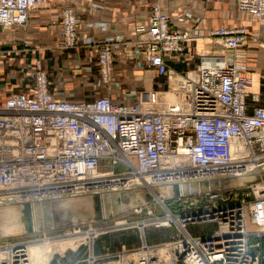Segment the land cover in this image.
I'll list each match as a JSON object with an SVG mask.
<instances>
[{
	"label": "built area",
	"instance_id": "1",
	"mask_svg": "<svg viewBox=\"0 0 264 264\" xmlns=\"http://www.w3.org/2000/svg\"><path fill=\"white\" fill-rule=\"evenodd\" d=\"M47 1L0 0V31L26 27L31 12ZM94 1V7H102L103 0ZM151 1L146 22L134 27L145 36L128 43L132 59L167 78L165 90H145L135 101L118 99L113 88L116 49L90 35L81 38L80 13L71 6L59 10L61 33L52 49H89L95 75L81 98L74 90L55 93L39 56L20 65L24 72L19 78L7 76L15 88L0 84V204L223 179L256 172L264 164V92L253 90L240 50L248 40L247 27L220 26L209 32L233 52L230 64H197L178 72L168 60H183L185 43L197 38L190 30L170 28L161 2L173 0ZM234 5L250 20L264 17V0H236ZM94 26L105 30L106 25L86 23L89 29ZM5 53L0 50V57ZM19 61L8 57L5 67ZM158 93L161 103L151 106L150 98ZM169 200L172 204L156 200L132 208L127 213L136 220L72 224L62 237L89 232L80 246L115 231L172 228L168 242L133 248L122 243L116 252L89 258V264H264V181ZM199 225L214 228L193 235L189 227ZM44 232L34 242L4 241L3 264H34L28 246L51 239Z\"/></svg>",
	"mask_w": 264,
	"mask_h": 264
},
{
	"label": "crops",
	"instance_id": "2",
	"mask_svg": "<svg viewBox=\"0 0 264 264\" xmlns=\"http://www.w3.org/2000/svg\"><path fill=\"white\" fill-rule=\"evenodd\" d=\"M94 2V0L47 1L43 7L31 12L26 27L0 31V50L6 52L4 56L16 61L29 62L32 57L39 56L45 62L55 93L62 89L64 94L74 90L77 95H81L91 83L90 78L93 75L89 74L90 71L95 75L94 69L90 66L92 58L89 56V49L83 48L77 53L73 50L52 49L55 39L61 33L59 10L63 6H71L80 13L81 38L90 35L95 42L111 43L117 52L114 76L116 79L121 77L127 82L128 77L141 73L144 69L141 60L132 59V44L128 42L145 36L135 32L134 27L138 23L146 22L152 1L103 0L100 2L101 8L94 7ZM235 2L236 0L162 1V7L168 14L170 28L177 31L190 30L192 36L197 38L185 43L183 60L169 59L168 65L178 72H186L195 68L197 64H230L233 52L224 49L213 37H209V32L220 26L245 25L249 36L240 50L244 52L247 68L255 79V91L263 93L264 46L261 44H264V17L250 20L248 14L235 9ZM87 22L103 23L106 25L105 30L98 26L89 29L86 27ZM17 45L20 46L19 49H16ZM190 54L193 55L192 58H188ZM2 72L5 73V78L10 73ZM146 72L153 75L150 71ZM5 78L1 77L0 81ZM149 80L147 79L148 83ZM11 86L15 88L16 85ZM11 86L8 88H12Z\"/></svg>",
	"mask_w": 264,
	"mask_h": 264
},
{
	"label": "water",
	"instance_id": "3",
	"mask_svg": "<svg viewBox=\"0 0 264 264\" xmlns=\"http://www.w3.org/2000/svg\"><path fill=\"white\" fill-rule=\"evenodd\" d=\"M220 181L224 183L220 185V183H218ZM260 181H264V170L223 179L201 180L181 184L151 185L149 187L138 186L123 191L83 194L53 200H43L40 202L15 203L13 201H7L0 204V207L10 205L20 207L15 213L17 214V228H13L12 231H6L5 227L9 225V223L2 221V225H4V227H2L3 229L5 228V231L0 236L13 235L15 233H33L52 228L53 226H66L82 221H101L131 210L136 206L153 202L156 198L169 200L211 190L244 187ZM162 189L168 190L160 191ZM125 192H133V195H135L134 197H127L124 195ZM80 197H90L91 203L88 208L84 207L79 209L82 211H74L69 203ZM56 217H58V220Z\"/></svg>",
	"mask_w": 264,
	"mask_h": 264
},
{
	"label": "rangeland",
	"instance_id": "4",
	"mask_svg": "<svg viewBox=\"0 0 264 264\" xmlns=\"http://www.w3.org/2000/svg\"><path fill=\"white\" fill-rule=\"evenodd\" d=\"M3 31H8V29H1ZM19 45L16 46V49H19ZM196 54V53H195ZM5 55V54H4ZM197 55V54H196ZM9 56H1L0 58V69H4V70H0V78L4 77L5 78V73L2 71H6V73H9L10 77H18V74L20 73V75L24 72V70L22 72H19L22 67L20 65H22L23 63H25L23 60H20L18 63V67L14 64L9 65L6 67H4L6 65V58H8ZM193 57V56H192ZM9 62H13V61H9ZM4 65V66H3ZM172 68V67H171ZM8 70V72H7ZM12 70V71H11ZM192 70V69H190ZM91 73H89L91 76L94 75V73L92 71H90ZM133 73V72H132ZM2 74H4L2 76ZM131 74V73H130ZM147 79L149 80V83L147 82ZM6 78L2 81H0V84L4 83L6 85H4V87H10L12 84L14 83V79H10L9 81L7 80L6 82ZM148 85H146V84ZM151 83V84H150ZM166 83H167V78L164 76H160V77H156L153 76L152 74L146 72L144 69L143 71H141V73L138 74H132L130 77H128L127 82L123 81L120 78H115L114 80V84H113V88L115 90L116 96L118 99L122 100H139L140 99V93H142L143 91L147 90V92L150 91H161V90H165L166 89ZM151 85V86H150ZM12 87V86H11ZM104 92V91H103ZM78 98H81L80 95H78ZM160 98H161V94H155L153 95L150 99H151V104H156L161 103L160 102ZM165 203L167 205L172 204V201L170 200L169 202L165 201ZM154 206V205H152ZM129 211V210H128ZM123 212L119 215L116 216H111L107 219H104L103 221H94V226H102V225H110L112 224L114 219L120 218V217H127V219L129 220H136V216L131 215V213H127ZM58 220V217H56ZM86 221H82L80 223H85ZM75 224V223H73ZM72 225V224H71ZM71 225H59V226H53L52 228H48V229H44V230H40V231H36L33 233H25V234H13V235H2L0 236V245L6 241V240H12V241H28V240H32L34 242V240H37L39 238L42 237L43 235V231H45V236L47 237H51V242L50 244L46 247L49 248L52 245H54L56 242H64V241H70L71 237H62V234L71 226ZM4 225H2V220L0 219V235L2 233H4V229L3 227ZM84 227H86V225H84ZM214 228V225H204V226H191L189 227V231L193 234V235H202L205 233L210 232L212 229ZM195 229H199L200 231H195ZM145 231H156L160 234H162L165 231H172V228H153V227H147L144 229H127V230H122V231H115V232H110V233H106V234H102L99 235L97 237H93L90 238L88 240V242L86 244H81L80 246H78L80 242L84 241V238L75 240L76 243H72L63 253L61 252H54L51 257L52 259L50 260L49 264H89V258L91 257H95L98 255L93 254V250L96 249V246L98 245V240L100 238H103L104 236H110L111 240L116 239L119 235L117 233L119 232H124L129 234L130 232H136L139 233L140 238L144 236ZM173 234V233H172ZM87 236V235H86ZM75 238V237H73ZM83 239V240H82ZM141 245L139 246H131V247H140L142 246V243L145 242V240L140 239ZM250 242H255L254 238L250 239ZM34 244H40V243H34ZM75 244V245H74ZM78 244V245H77ZM122 244V243H121ZM78 247H77V246ZM39 246V245H37ZM118 250V248H116L114 251H106V252H102V254H106V253H113L116 252Z\"/></svg>",
	"mask_w": 264,
	"mask_h": 264
},
{
	"label": "bare ground",
	"instance_id": "5",
	"mask_svg": "<svg viewBox=\"0 0 264 264\" xmlns=\"http://www.w3.org/2000/svg\"><path fill=\"white\" fill-rule=\"evenodd\" d=\"M204 66H210V65H204ZM253 80H254L253 90H255V79H254V77H253ZM170 84L171 85L175 84L174 78H172V81L170 82ZM153 105L154 104H151V106H153ZM262 170H264V164L259 169H256L255 171L260 172ZM218 183H220V185H222L224 182L220 181ZM229 183H231V182H229ZM252 184H254V183H252ZM244 187H246V186H244ZM244 187H239V188H244ZM226 189H233V188H226ZM167 190L168 189H162L160 191H167ZM218 190H222V189H218ZM211 191H213V190H211ZM124 195L127 197H134L135 194L133 195V192H129V193L125 192ZM156 200L157 201H163L162 199H158V198H156ZM90 203H91L90 197H80V198H77V199L71 201L69 204H71V207L73 208L74 211H76V210L82 211L79 209H82L84 207L88 208ZM19 208H20L19 206H14V205L1 206L0 207V219L5 223L6 222L9 223V225H7L5 227L6 231H12L13 228L14 229L17 228V225H16L17 214H15V213H16V210ZM88 234H89V232H88ZM73 237H75V238H73ZM85 237H86V234L80 235V236H72L71 238H68V239H70V241H64V242H60V243L56 242L54 245H52L51 247H49L47 249H46V247L50 244L51 240L49 238H46L40 244H30L28 246V251H29V254H30L31 259H32L34 264H49L50 260L53 257V256L51 257V255L54 252L63 253L72 243H76L75 240H77V238L78 239H81V238L85 239ZM37 245H39V246H37ZM3 262H4V253H2V251H0V264H3Z\"/></svg>",
	"mask_w": 264,
	"mask_h": 264
},
{
	"label": "trees",
	"instance_id": "6",
	"mask_svg": "<svg viewBox=\"0 0 264 264\" xmlns=\"http://www.w3.org/2000/svg\"><path fill=\"white\" fill-rule=\"evenodd\" d=\"M170 200H167L169 202ZM172 231H165L162 234L156 231H145L143 237L140 238L139 233L130 232L129 234L124 232L117 233L119 236L111 240L110 236H104L98 240V245L96 249L93 250V254L100 255L102 252L106 251H114L116 248H119L121 243H126L128 247L133 248L131 246H139L141 245L140 239L145 240L142 245H154L168 242L172 236Z\"/></svg>",
	"mask_w": 264,
	"mask_h": 264
}]
</instances>
